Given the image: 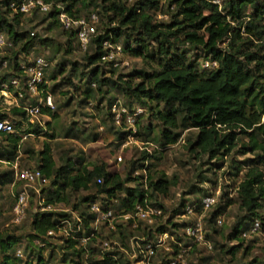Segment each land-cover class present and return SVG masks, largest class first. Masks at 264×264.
Wrapping results in <instances>:
<instances>
[{"label":"trees","instance_id":"1","mask_svg":"<svg viewBox=\"0 0 264 264\" xmlns=\"http://www.w3.org/2000/svg\"><path fill=\"white\" fill-rule=\"evenodd\" d=\"M9 1L0 0V4L6 6L4 12L0 11V32L6 34L12 41L13 47L19 44V51H12L3 57L9 60V68H11L16 63L18 54L28 53L36 36L35 33L31 35V32L17 28L20 17H23L20 13L13 14L11 19L4 15L5 12L6 15L9 12L7 8ZM42 1L53 5V9L47 12L48 17L52 18L51 23L58 22L56 16L60 9L56 8L57 4L72 17H80L79 6H87L86 0ZM90 3L100 8V12L107 17L108 22L118 21V24L94 36L96 45L94 52L87 56L88 63L93 66L88 73L82 74L86 80L85 98L91 96L93 83L94 86L97 84L98 91H101L103 86L109 85V78L103 76L104 70H100V63L108 65L110 72H114L117 66L114 65L115 59L110 61L101 59V56L110 50L104 48L103 42L116 44L123 37L121 45L123 53L153 60L156 66L150 71L133 70L129 76L140 77V81L134 86L131 79L114 81L111 86L123 93L130 106L135 102L143 109L155 112L156 118L162 125L160 137L163 147L177 141L179 136L177 129L194 128L198 131L191 144V150L207 154L209 158L226 157L237 146L241 136L246 142H241L239 152L256 153L254 158L248 161L243 179L237 187V200L245 214L229 233V238L236 240L238 244L232 246L228 252L235 254L244 238L241 233L249 229L255 217L262 218L260 209L264 202V0H224L221 9L207 0H168V9L172 7L174 11L171 12L170 21L162 23L154 22V14L161 10V0H137L131 6L123 0H90L88 5ZM249 7H251L250 12ZM69 32L71 35L74 34L73 31ZM170 37H173V40H170ZM147 39L155 45L152 47ZM47 41L40 39L45 45ZM176 42L198 49L199 51L194 55L196 57L192 56L189 60L187 50L178 47ZM221 44H225L224 48L220 46ZM199 52L207 58L206 60L215 62L216 65L204 67L199 71L197 68ZM63 70L61 63L60 67L52 72L50 78H55L56 74H61ZM46 76L47 73L45 80H47ZM66 81L71 82L69 78H66ZM104 92L107 94L108 88ZM113 100L114 97L109 99L108 108ZM162 102L168 106L166 110L158 109ZM11 111L25 116L20 108H12ZM108 113L112 119L109 109ZM41 114L56 117V113L49 108H41ZM5 116L6 114H0L1 118ZM139 117L140 115L137 119ZM17 125L19 126L20 122H17ZM38 131L35 128L30 132ZM117 133L119 140L140 135L139 131L133 132L132 129ZM0 136H4L7 141L5 153L0 154V159L12 164L16 159L22 135L15 131L0 132ZM141 160L138 163L133 162L134 171L147 169L144 165L146 156L144 155ZM36 168L46 178H52L51 185L55 187L47 193L43 200L44 206L66 200L67 188L78 191L93 186L96 188V194L84 197L83 200L89 203L98 196H103L100 200L105 210L110 207L119 211V214H125L133 212L136 205L143 208L151 205L160 209V214L156 215L155 219L163 212L164 206L160 202H151L155 193H167L169 182L163 176L154 180L150 175L139 174L132 177V180L139 181L136 186L125 187L124 181L117 174L106 171L103 165H96L91 169L87 165L76 168L67 165L56 167L48 143H45L44 148L39 152V163ZM97 178H101L102 182L97 183ZM130 179L129 176L127 181ZM143 179L147 180V185L144 184ZM12 182V170L0 173V185ZM122 190H125L124 195L117 196ZM207 194L210 193H204ZM187 202L190 200L183 199L174 213L182 215ZM233 202L232 198H226L212 211L208 218L209 223L215 222L216 217ZM58 215L66 216V214ZM58 215L48 210L34 214L31 223L32 232L28 236L30 240L43 239L48 230L55 229L59 222ZM95 217V213L86 212L82 218L85 235L90 233L89 225ZM191 221L175 222L167 218L165 223L158 225L154 231L150 229L144 232L141 243H146L156 233L163 231H168L174 234L178 241H183L182 228ZM139 222L133 229H140ZM128 223L131 227L132 220ZM75 236L64 241L62 248L70 251L64 253L61 261H65L67 256L74 255L77 260L69 258L70 264H80L78 258L80 252L84 250L81 245L78 246V239L82 236L81 231L76 232ZM205 237L207 238V235ZM20 238L19 235L0 231V264H20L13 254ZM112 255L117 253L106 252L100 259L89 262L90 264H133L128 259L123 261L121 256L113 258ZM42 259L39 254L38 264H43ZM162 262L165 264L164 260Z\"/></svg>","mask_w":264,"mask_h":264},{"label":"rangeland","instance_id":"2","mask_svg":"<svg viewBox=\"0 0 264 264\" xmlns=\"http://www.w3.org/2000/svg\"><path fill=\"white\" fill-rule=\"evenodd\" d=\"M123 1L131 6L137 0ZM86 2V7L79 6V15L88 17L91 13L99 11L97 13L98 22L95 24L96 35L102 34L106 28L118 24V21L108 22L107 17L100 12V8L95 7L94 3L88 5L90 0H86ZM4 10H6V6L0 4V11L4 12ZM172 11H174L172 7L168 9V0H161V10L154 14V22L170 21ZM248 11H251V7L248 8ZM4 15L8 19L12 17L10 11L7 15L5 12ZM51 22L52 18L48 17V13L34 12L32 15L20 17L17 28L21 31L35 33L33 46L27 54L33 57L41 55L50 61L46 79L54 105L51 111L56 113V117L39 115V121L32 124L28 117L14 114L11 109L2 111L10 116L14 132L18 131L22 135L15 161L8 164L5 160L0 159V173L8 170L13 171V182L0 185V231L21 236L20 242L15 247L20 248L23 254V257L18 258L20 264L26 262L38 264L39 254L43 258L41 260L43 264H70L69 258L76 259L72 255L67 256L65 261H61L64 253L70 250L62 248L64 245L63 236L59 232L56 236L45 239V247L38 246V238L30 240L28 236L32 232L31 223L34 214L48 210L57 215L66 214L62 217L58 215V220L66 218L68 226L73 229L79 224L77 218L82 219L88 212L86 210L88 201H84L83 198L96 194V188L93 186L78 191L67 188L65 190L66 200L47 207L44 206L43 200L47 193L55 188L51 185L52 178H48L44 184L35 182L25 186L29 196L24 219L18 224L13 223L12 207L16 194L24 188V183L17 181L14 176L13 165H16L18 169L36 168L39 163V152L44 148L45 143H48L50 147L56 167L67 165L76 168L80 165H87L91 169L93 166L103 165L106 171L117 174L124 181L125 187L136 186L139 181L132 180V177L139 174L150 175L154 180L163 176L169 182L167 193H155L151 200L153 203L160 202L164 206L163 212L158 218L155 219L153 216L152 223L141 220L139 222L140 229L135 230L129 227L128 221L118 216L119 211L112 208L114 210L112 219H99L96 223L89 225V228H94V237L82 246L84 250L80 252L81 255L78 258L80 264H90V260H98L106 252H116L123 261L128 259L135 264V260L143 248L141 244L143 233L150 229L154 231L158 225L165 223L167 218H171L175 222L191 220L192 216H182L175 214L174 211L178 209L183 199L193 201L207 192L217 198L216 204L204 212L202 219L204 232L207 235L206 239L210 241L212 248L208 249L202 244L192 246L185 256L184 264H250L251 262L252 264H264V233L262 232L244 237L241 247L235 254L228 252L232 246L238 244L236 240L229 238V233L235 223L245 214L237 200V187L243 179L249 164L248 161L256 154L255 152L246 154L239 152L241 142H246V139L243 136L239 137L237 146L226 157L222 159L209 158L207 154L191 150V144L198 131L194 128L177 129L179 133L177 141L163 147L160 137L161 122L156 118L155 112L146 108L133 127L129 125L115 126L107 109L110 98H119L129 108L142 106L135 102L130 106L123 93L111 85L114 81L122 82L125 79H131L134 86L140 81V77L129 76V74L133 70L150 71L155 68V63L153 60L132 57L122 51H117L112 45L109 49L113 50L114 59L117 62L115 71L110 72L108 65L100 63V70H104L103 76L109 78V85L103 86L101 91L97 90V84L92 86L91 96L87 99L84 95L86 80L82 74L88 73V70L93 66L88 63L87 56L94 52L96 45L93 39L95 37L91 38L87 48L83 51L79 48L74 34L71 35L69 31L63 30L58 22ZM129 32L131 31L129 30ZM139 32H141L140 29ZM40 39H47V44L40 42ZM147 40L152 47L155 45L151 40ZM170 40H173V37H170ZM116 44L122 45L123 37ZM176 44L187 50L189 60L199 51L187 44L180 42H176ZM220 46L224 48L225 44ZM252 49L254 50L255 47ZM15 50L19 51V44L9 49L4 55H9ZM198 54L197 68L201 71L204 69L203 64L207 58H204L200 52ZM61 63H63V72L57 73L55 78H50L52 72L59 68ZM73 68L75 70L72 71ZM66 78H69L71 82H67ZM56 84L59 85L54 87ZM107 88L109 92L105 94L104 91ZM167 108L168 106L163 102L158 106L159 110ZM17 122H20L19 126ZM35 128L39 130L37 133L30 132ZM129 129L139 131L140 135L119 140L117 131ZM6 146L5 137L0 136V154L5 153ZM144 155L146 156L144 165L147 166V169L134 171L132 169L133 162H141ZM118 156L121 157L120 160H118ZM129 176L131 179L127 181ZM143 180L147 185V180ZM124 193L125 190H122L117 196H123ZM101 198L98 196L95 202H101ZM226 198H232L234 202L220 214L222 224L209 223L208 218L212 211ZM81 229H83V225H81ZM103 241L108 243L106 248H103ZM183 242L190 244V240L186 238L183 239ZM162 261L163 254L157 251L151 262L152 264H163Z\"/></svg>","mask_w":264,"mask_h":264},{"label":"built area","instance_id":"3","mask_svg":"<svg viewBox=\"0 0 264 264\" xmlns=\"http://www.w3.org/2000/svg\"><path fill=\"white\" fill-rule=\"evenodd\" d=\"M218 6L222 7L224 0H207ZM11 14L20 13L22 16L32 15L34 12L47 13L53 9L52 3H45L42 0H10L7 5ZM56 8L60 9L57 13V20L61 28L66 31H73L77 44L81 50H85L93 36L96 34L95 24L98 22V15L96 12L91 13L88 17H72L65 12L62 7L57 4ZM31 35H34L31 32ZM114 46L117 51H121V45L110 44L108 41L103 42L104 48H110ZM13 48L12 41H10L4 32H0V114H5L3 110H10L12 108H20L24 115L29 118V121L34 124L39 121V115L41 114V108H54L51 99V93L47 88V80L45 75L49 69L50 61L45 57L39 55L33 57L27 53H20L17 55L16 63L13 67L9 68V60L3 58L4 53ZM103 61H110L114 59L113 50L107 51L101 56ZM117 65V62L114 63ZM215 62L206 61L204 67L209 68L215 66ZM94 86V83L92 84ZM109 112L111 113L113 123L117 127H123L125 125L134 126L137 117L144 111L142 107L126 106L119 98H115L109 106ZM135 132V129L133 130ZM0 132L12 133L14 132L13 124L10 120V116L6 114L5 117H0ZM129 137V136H128ZM121 159L120 156L117 157ZM14 176L17 181L24 183V188L19 190L16 194L15 202L12 207V222L15 224L20 223L25 217V211L28 206V192L25 186L38 182L44 184L47 182L46 178L38 168L33 169H18L16 165H13ZM97 183H101L102 179L97 178ZM103 197V196H101ZM96 200L89 202L87 210L90 213H95V220L90 223H96L99 219L110 220L114 216V210L102 208V202H95ZM102 201V200H101ZM217 202L216 196L213 194H207L201 196L199 199L187 202L184 206V213L182 216H192V221L187 223L182 228V234L184 239L190 240L189 243L178 241L174 234L168 231L156 233L152 239L142 244L143 248L140 250V254L135 260L136 263L152 264L151 259L156 255V252L160 251L163 254V260L165 264H184L185 256L188 254L190 248L196 244H202L206 248L211 249L212 245L205 237L203 217L204 212ZM50 206V205H49ZM47 206V207H49ZM199 208V211H197ZM262 218L255 217L248 230L243 231L241 235L246 237L250 234L264 233V202L260 209ZM160 214V209L157 207H150L146 205L143 208L140 205H136L133 212L118 214L126 221L132 220L131 227L136 228L138 221L144 220L152 223L153 216ZM79 224L75 228L68 226V220L66 218L60 219L56 224L55 229L47 231L45 237L39 240L38 246L45 247L47 238H51L61 233L64 242L67 238H75V234L81 231L82 236L78 239V245L84 246L88 241L94 237V228L88 235L84 234V229H81L82 219L77 218ZM216 225H221L222 220L220 216L215 219ZM144 237L142 238V240ZM103 248L108 246L107 241L102 242ZM14 255L19 258L23 257L20 248H15ZM113 258H117V255H112Z\"/></svg>","mask_w":264,"mask_h":264},{"label":"crops","instance_id":"4","mask_svg":"<svg viewBox=\"0 0 264 264\" xmlns=\"http://www.w3.org/2000/svg\"><path fill=\"white\" fill-rule=\"evenodd\" d=\"M43 116H45V115H43Z\"/></svg>","mask_w":264,"mask_h":264}]
</instances>
